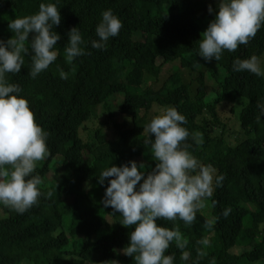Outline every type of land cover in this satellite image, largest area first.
Returning <instances> with one entry per match:
<instances>
[{"label":"trees","instance_id":"obj_1","mask_svg":"<svg viewBox=\"0 0 264 264\" xmlns=\"http://www.w3.org/2000/svg\"><path fill=\"white\" fill-rule=\"evenodd\" d=\"M41 2L0 0V39L14 35L11 19L36 13ZM217 5L218 0H59L57 60L32 79L26 55L21 72L8 74L49 133L51 154L37 164L39 202L24 214L0 206V264H135L122 251L134 228L105 207L111 178L101 184L99 175L133 160L150 172L157 161L145 143L144 127L168 106L187 117L189 150L225 176L191 226L175 222L189 242L185 250L194 258L196 242L207 237L210 245L200 264H264V117L256 119L257 102H264V77L232 71L237 57L255 54L264 60V27L249 44L225 51L219 62L206 61L197 55L198 42ZM107 9L123 27L105 50H97L90 41L98 39L95 29ZM73 27L89 43L88 54L70 65L64 46ZM168 63L174 67L162 79ZM61 69L69 73L67 80L60 77ZM102 115L101 125L88 131L87 124ZM197 133L199 143L192 139ZM52 170L60 175L50 178ZM228 207L232 212L225 218ZM209 217H217L212 229L205 227ZM234 247L246 249L236 253ZM171 253L175 264H187L174 244Z\"/></svg>","mask_w":264,"mask_h":264},{"label":"clouds","instance_id":"obj_2","mask_svg":"<svg viewBox=\"0 0 264 264\" xmlns=\"http://www.w3.org/2000/svg\"><path fill=\"white\" fill-rule=\"evenodd\" d=\"M58 4L59 0H42L36 13L11 19L8 28L14 35L6 41L0 39V206L19 214L36 205L43 195L41 177L35 173L38 162L51 153L49 133L37 122L28 100L20 95L21 86L10 82L8 74L21 72L26 55L31 59L28 75L32 79L57 60L56 45L61 35L55 28L62 20ZM217 6L215 19L198 42L197 55L209 62H219L225 51L235 52L240 45L249 44L264 27V0H218ZM209 12H215L211 5ZM101 16L95 29L98 39L90 41L91 48L97 50H105L110 38L119 36L123 27L112 9L103 11ZM88 43L79 27L71 28L64 46L66 62L71 65L76 58L88 54ZM232 71L264 77V60L255 54L244 59L237 57ZM59 75L64 80L69 78L63 69ZM257 107L259 121L264 117V102L258 101ZM187 123L186 115L176 107L160 108L144 127L148 136L145 143L151 145L156 166L146 174L142 171L144 165L133 160L123 166L106 167L99 175L101 184L111 178L103 199L105 207L111 206L120 213L122 225L134 228L122 251L133 257L135 264H175V253L168 254L173 244L181 250L182 262L200 264L206 255L204 249L210 245L207 237L199 239L193 258L185 250L188 240L175 223L179 220L191 226L225 180L213 165L203 163L189 150ZM198 137V133L192 134L197 143ZM86 186L91 188L90 184ZM231 212L228 207L222 215L227 218ZM158 220L172 222L173 227ZM216 220L217 217L206 218L205 227L212 229Z\"/></svg>","mask_w":264,"mask_h":264},{"label":"rangeland","instance_id":"obj_3","mask_svg":"<svg viewBox=\"0 0 264 264\" xmlns=\"http://www.w3.org/2000/svg\"><path fill=\"white\" fill-rule=\"evenodd\" d=\"M175 66L177 64H174ZM170 67H174L172 66L171 63H168L164 66L163 68V76H162V79L166 78L167 77V71L170 70ZM119 99L122 97L121 95L118 96ZM224 115H229L228 113H224ZM106 119V116L105 115H102L98 118H96L95 120L93 119L92 121H90L88 124H87V127H88V131H92L94 128L98 127L101 125V121ZM107 127V125H105ZM108 128V127H107ZM142 160V159H141ZM143 170V169H142ZM60 175V170H59V174L52 170L51 173L49 174L50 178H54L56 176ZM67 199H71V197H66ZM246 247H234L233 249H231V251L233 252H236V253H239V252H243L245 251Z\"/></svg>","mask_w":264,"mask_h":264}]
</instances>
